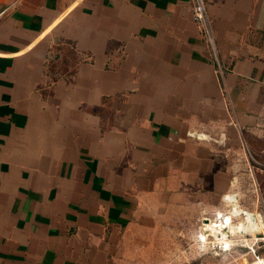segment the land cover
<instances>
[{
    "label": "crops",
    "instance_id": "obj_1",
    "mask_svg": "<svg viewBox=\"0 0 264 264\" xmlns=\"http://www.w3.org/2000/svg\"><path fill=\"white\" fill-rule=\"evenodd\" d=\"M193 4L0 0V264H163L240 189L205 135L264 149V0H205L213 45Z\"/></svg>",
    "mask_w": 264,
    "mask_h": 264
},
{
    "label": "rangeland",
    "instance_id": "obj_2",
    "mask_svg": "<svg viewBox=\"0 0 264 264\" xmlns=\"http://www.w3.org/2000/svg\"><path fill=\"white\" fill-rule=\"evenodd\" d=\"M199 119L202 120L201 115ZM200 128H202V126ZM198 131L199 133L203 134V130ZM194 132H198L196 130L191 132L192 136L197 139L198 137L195 136ZM204 132L206 133V131ZM205 138L207 140L209 139L208 141H210L212 149V157L210 162L211 172L210 174H205V184L207 183V180L212 187H215L216 185L218 186L219 183H222L224 180H227V182H229V180L233 176H237V178L240 177L242 179V185L239 186L240 189L229 193L236 192L240 204L243 207H246L250 210L261 211L264 204V157L261 153V150L264 149H261L262 147H259L261 145H258L257 142L251 144V141H247L245 145L244 141H242V137L239 136V145L236 149H241V153H238L235 149H233L234 147L227 146L226 142L221 139L220 132H218L217 130H215L214 133H206ZM220 140H222L223 142ZM230 143L231 140L228 141V145ZM248 154L249 156L247 157L246 155ZM200 160L202 161V159ZM248 164L250 166L252 165L253 174L246 172L245 166L248 167ZM239 166L241 167V169L235 171V167ZM252 180L254 181L256 186L251 185ZM171 185V183L168 184V192L174 191V189L170 188ZM205 197L208 198L211 207L217 203L216 201H214L216 195L213 188L209 193L205 194ZM187 199L188 196L186 194L179 195V202L182 201L186 203ZM183 207L184 208L181 209L178 215L180 218V221L178 223L180 229L179 237L177 239H163L164 252L161 256V261L163 264H174L176 260V264H241V259L233 253H231V255H214L198 247V245L194 243V238H192L190 234H193L197 231L199 224H195V226L193 225L192 227V224L190 222L185 221L187 219V216H190L191 213L188 212L185 204ZM214 210H216V208H214L210 213H212ZM257 245L259 246L258 252L260 257H264V242L259 241ZM176 248L178 249V253L172 255V253H175V251H177ZM171 251L172 253H170ZM171 256L173 258L176 257V260L171 262ZM158 258L159 256L157 254H148L147 263H153V261H157Z\"/></svg>",
    "mask_w": 264,
    "mask_h": 264
},
{
    "label": "built area",
    "instance_id": "obj_3",
    "mask_svg": "<svg viewBox=\"0 0 264 264\" xmlns=\"http://www.w3.org/2000/svg\"><path fill=\"white\" fill-rule=\"evenodd\" d=\"M192 18L205 39L213 45L204 0H194ZM262 156L264 157V150ZM251 185H255L253 180ZM234 205L238 209H234ZM259 241L264 242V204L261 211L250 210L240 204L236 192L224 194L222 206L202 217L194 237V243L202 250L214 255L233 253L241 259V264H256L260 257L257 245Z\"/></svg>",
    "mask_w": 264,
    "mask_h": 264
},
{
    "label": "bare ground",
    "instance_id": "obj_4",
    "mask_svg": "<svg viewBox=\"0 0 264 264\" xmlns=\"http://www.w3.org/2000/svg\"><path fill=\"white\" fill-rule=\"evenodd\" d=\"M233 207H234V209H238V208H237V205H234ZM236 211H237V210H236ZM214 222H217V221H214ZM209 225H210V224H209ZM255 263H256V264H264V258L261 259V257H259V259H257ZM244 264H245V263H244Z\"/></svg>",
    "mask_w": 264,
    "mask_h": 264
}]
</instances>
